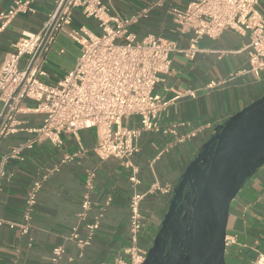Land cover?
Returning <instances> with one entry per match:
<instances>
[{
    "label": "crops",
    "instance_id": "0c3cea01",
    "mask_svg": "<svg viewBox=\"0 0 264 264\" xmlns=\"http://www.w3.org/2000/svg\"><path fill=\"white\" fill-rule=\"evenodd\" d=\"M17 1L28 0H0V12ZM101 1L121 17H130L159 2L160 7L152 9L134 27L138 40L148 35L160 36L186 47L188 36L181 37L174 31L167 11L171 7L184 9L190 0ZM53 3L54 0H32L33 12L17 14L5 25L0 22V63L20 37L40 31ZM258 10L264 20V0H260ZM72 26L100 33L96 21L83 17L79 11L73 14ZM247 44V38L227 30L215 40L202 39L198 44L200 53L192 61L178 53L171 56L170 71L153 93L170 101L157 117L161 128L175 125L179 135L195 133L182 144L176 143L170 134L143 133L139 153L131 159L132 166L125 168L117 159L96 157V132L88 129L62 134L59 147L48 141L39 142L24 153L22 162L9 161L4 167L5 177L0 179V220L5 223L0 226V264H50L56 247L65 250L59 264H112L116 257L123 256L122 251L129 244L128 205L133 173L139 181L136 190L145 194L140 203L144 227L139 234V246L145 252L155 247L152 257L157 260L175 254L177 246L184 245L186 240L184 225H174L168 235L157 239L173 189L215 129L264 96V72L259 78L250 74L234 76L248 68ZM79 55L78 45L59 34L46 57L48 76L44 81L56 83L73 69ZM211 82L219 85L210 88ZM188 91L194 96L187 95ZM35 106L24 101L23 112L16 118L17 132L0 140V160L31 136L28 129L42 125L44 115L34 112ZM77 152L73 161L63 162L65 155ZM90 174L92 187L87 189ZM36 180L42 181V188L30 232L21 235L6 223L22 222L27 188ZM155 183L171 191L146 195ZM85 200L90 207L83 212ZM191 201L185 202L180 219L190 209ZM95 222L98 228L91 232L88 227ZM74 230L77 239L71 240ZM226 236L234 240L226 247V264H251L257 253L264 252V164L247 179L231 203ZM77 241L88 244L81 247ZM169 241L170 250L165 254Z\"/></svg>",
    "mask_w": 264,
    "mask_h": 264
},
{
    "label": "built area",
    "instance_id": "2783aa9c",
    "mask_svg": "<svg viewBox=\"0 0 264 264\" xmlns=\"http://www.w3.org/2000/svg\"><path fill=\"white\" fill-rule=\"evenodd\" d=\"M260 0H190L184 9L171 7L167 14L174 31L181 37L188 36L187 45L181 48L175 41L148 35L138 40L134 27L145 20L150 11L160 7L152 4L130 17H121L101 0H54L40 31L25 35L13 45L0 63V140L17 132V115L23 112L24 101L35 103L34 112L44 115L40 127L28 129L30 137L13 147L0 160V179L5 177L4 167L9 161L24 160V153L35 145L48 141L54 147L62 144V134H75L93 129L97 144L93 153L100 160L117 159L125 168L132 166L131 159L139 153V139L143 133H163L174 136L182 144L195 133L179 135L176 126L161 128L158 115L170 104L153 93L155 86L168 75L173 54H182L194 60L200 53L199 42L206 38L217 39L230 30L248 39L245 47L248 68L234 76L250 74L259 78L264 72V20L258 10ZM32 0L17 1L6 11L0 12V22L5 25L20 13L33 12ZM96 21L98 35L87 29L72 26L73 14ZM65 34L78 45L80 55L73 69L56 83L44 81L48 76L47 55L57 36ZM211 82L209 87L218 86ZM194 96L192 91L186 93ZM126 122V124H125ZM79 153L67 154L63 162H70ZM130 177L133 192L129 199V244L123 256L112 264H143L146 252L139 246L143 230L140 203L145 194L136 190L139 181ZM90 174L87 189H91ZM42 181H33L27 188L25 206L20 224L6 223L17 228L21 235H28ZM170 188L155 183L146 195L156 192L167 194ZM83 212L89 210L88 200L82 203ZM81 218L84 213L79 215ZM5 224L0 220V226ZM91 232L98 222L88 227ZM71 240H76L75 230ZM31 242V240H30ZM226 247L234 240L225 238ZM85 246L88 241H77ZM30 245V244H29ZM63 247L52 251L50 264H59L64 255ZM251 264H264V252L257 253Z\"/></svg>",
    "mask_w": 264,
    "mask_h": 264
},
{
    "label": "water",
    "instance_id": "95a60500",
    "mask_svg": "<svg viewBox=\"0 0 264 264\" xmlns=\"http://www.w3.org/2000/svg\"><path fill=\"white\" fill-rule=\"evenodd\" d=\"M264 164V96L231 116L206 141L173 189L157 239L175 225L186 240L175 254L143 264H226V229L230 205L247 179ZM190 209L180 219L185 201ZM178 227V226H177ZM156 246V244H154ZM183 246V250L180 249Z\"/></svg>",
    "mask_w": 264,
    "mask_h": 264
},
{
    "label": "flooded vegetation",
    "instance_id": "af4514ba",
    "mask_svg": "<svg viewBox=\"0 0 264 264\" xmlns=\"http://www.w3.org/2000/svg\"><path fill=\"white\" fill-rule=\"evenodd\" d=\"M186 202V201H185ZM170 250V241L169 243L165 246V254Z\"/></svg>",
    "mask_w": 264,
    "mask_h": 264
}]
</instances>
